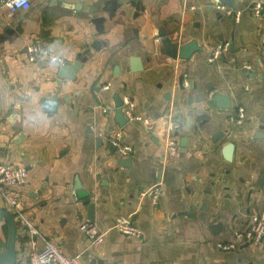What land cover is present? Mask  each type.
Segmentation results:
<instances>
[{
	"label": "crops",
	"instance_id": "crops-1",
	"mask_svg": "<svg viewBox=\"0 0 264 264\" xmlns=\"http://www.w3.org/2000/svg\"><path fill=\"white\" fill-rule=\"evenodd\" d=\"M257 1L260 18L250 12ZM97 5L100 23L91 12ZM218 6L219 0H31L29 10L13 14L0 0V21L22 20L23 29L0 40V162L29 170V183L17 192L39 248L52 240L83 264H264V238L230 251L217 246L264 213V0H234L239 22ZM164 36L181 46L195 40L201 50L171 59ZM223 42L234 50L211 62ZM33 44L58 60L30 61ZM131 58L141 61V71L131 70ZM79 61L73 78H60L62 65ZM215 92L229 96L232 108H218ZM116 94L123 103L131 97L142 120L122 127ZM53 100L56 111H47L45 102ZM119 131L133 148L129 157L111 143ZM171 138L176 152L168 148ZM231 143L229 161L224 148ZM125 158L129 167L120 163ZM156 184L163 189L157 207L140 196ZM0 208L8 210L1 197ZM119 216H130L142 237L119 233ZM84 222L105 233L102 245L80 231ZM16 223L17 264H27L32 234ZM8 239L0 216V252Z\"/></svg>",
	"mask_w": 264,
	"mask_h": 264
},
{
	"label": "built area",
	"instance_id": "built-area-1",
	"mask_svg": "<svg viewBox=\"0 0 264 264\" xmlns=\"http://www.w3.org/2000/svg\"><path fill=\"white\" fill-rule=\"evenodd\" d=\"M5 4L8 9L13 13H19L21 11H27L31 7V0H5ZM219 9H226L225 13L232 16L236 22H239L242 17V12L234 10V8H226L224 5H219ZM250 12L256 18H260L263 14V4L261 2H255L250 7ZM230 43L223 42L214 48L210 61L218 60L224 53L230 50ZM28 56L30 61H42L46 58L58 60V58L52 54L46 47L33 44L28 47ZM250 68V65L247 66ZM185 88L189 87L188 80H184ZM134 103L131 97H126L124 101V113L128 117L129 121L142 120L141 117H136L133 113ZM237 122L241 123L245 118V111L243 108H239L235 114ZM177 129L176 124H172L170 127L171 134ZM112 145L118 150L123 157H129L133 148L124 142L122 133L115 132L111 138ZM168 148L176 152L178 149V143L175 139L171 138ZM30 173L29 170L22 165L9 164L0 162V197L5 203L9 212L13 215L16 222L20 223L29 233L32 234V250L30 253L29 262L27 264H83L80 256L67 257L61 250L60 246L52 240H46L43 247L37 246L35 236L39 235L37 229L33 227L31 222L26 218L23 213L21 200L18 195V189L25 187L29 183ZM163 189L160 184L153 185L146 188L140 193V196L148 198L151 204L155 207L159 205L160 196ZM115 229L122 235L127 237L141 238L143 232L138 228L130 216H119L115 221ZM80 231L90 240L92 245H102L105 241V233L102 232L99 227L91 222H84L80 225ZM264 238V213L253 215L250 220L249 228L245 231H238L235 233V239L229 242H219L218 248L223 251H230L235 249L239 243H253L259 244Z\"/></svg>",
	"mask_w": 264,
	"mask_h": 264
},
{
	"label": "water",
	"instance_id": "water-1",
	"mask_svg": "<svg viewBox=\"0 0 264 264\" xmlns=\"http://www.w3.org/2000/svg\"><path fill=\"white\" fill-rule=\"evenodd\" d=\"M219 5H225L233 8L234 0H219ZM99 8V5L96 6L93 12L96 16V22L100 23L101 18L98 17L96 9ZM22 34V20L18 21L16 26L9 24H5L2 20L0 21V40L7 39L8 37L13 36L14 34ZM164 35V33H163ZM161 44L165 54L171 59H189L196 51H200L201 48L198 46V43L195 40L190 41L185 45H179L172 41L169 36H164L161 40ZM231 50H234V45L231 46ZM83 61H79L75 64L71 65H62L60 67L59 76L61 79L64 78H73L78 70L81 68ZM143 69V65L138 58H131V70L134 72L141 71ZM253 74V73H251ZM115 107H116V119L118 123L124 127L128 124V117L124 113V103L122 97L119 94H116L115 97ZM59 100L46 101L45 106L47 111L55 112L57 108ZM212 102L221 109H231L232 103L230 101V97L224 95L220 92H215L212 95ZM174 122V121H172ZM187 139L182 141V151L184 152L187 147ZM115 148V147H114ZM234 145L228 144L224 148L225 158L229 161L233 159ZM131 158L121 159L120 163L123 166L129 167L131 164ZM86 204L89 206V219L93 220V211L94 205L87 201ZM0 216H2L9 226V239L7 241L6 247L4 250L0 252V264H17V223L12 216V214L4 209L0 208Z\"/></svg>",
	"mask_w": 264,
	"mask_h": 264
}]
</instances>
